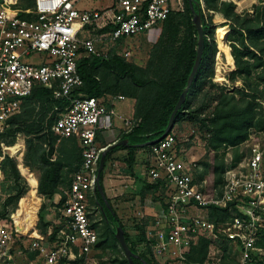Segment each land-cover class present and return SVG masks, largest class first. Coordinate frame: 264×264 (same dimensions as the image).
I'll use <instances>...</instances> for the list:
<instances>
[{
    "label": "trees",
    "instance_id": "1",
    "mask_svg": "<svg viewBox=\"0 0 264 264\" xmlns=\"http://www.w3.org/2000/svg\"><path fill=\"white\" fill-rule=\"evenodd\" d=\"M192 2L194 12L200 14L202 20L203 53L185 100L174 117L172 129L184 119L197 127L205 142L206 152L210 156L208 160L200 162L203 171L197 176L196 182L201 183L204 177L210 174L205 189L211 191L223 185L226 169L235 167L242 160L243 156L238 154L237 149L246 143L252 134L257 135L256 139L261 142L264 150V109L261 103L264 101V6H256L251 19L240 16L233 2L222 0H192ZM183 7L181 12L172 11L159 25L160 34L151 47L144 66L128 63L122 55L112 51L106 57L82 55L77 62L82 86L73 91L72 97L100 99L105 95L113 97L121 95L134 104L133 118L137 124L129 133L120 135V141L127 140L128 144L115 146L105 156L104 167L99 176V184L104 195L105 169L112 154L118 150L127 151L125 164L134 177L132 170L136 152L142 149L150 154L148 143L163 135L173 109L186 88L196 57L198 39L187 0H183ZM202 7L209 13L220 14L226 20V23L219 26L225 31L221 39L215 40L217 26L213 24L211 17L208 18L202 13ZM19 14L20 17H27L25 9L20 8ZM226 26L229 28L227 39L230 43V56L235 66L227 79L230 82L238 80L242 84L240 88H233L230 92L226 87L212 82L213 71L215 81H224V78L219 76L221 75L219 65L222 71H225L221 59L217 61L220 54L216 58L215 67L214 59L217 49L229 58L225 53L228 33ZM20 105L19 113L11 116L7 120V127L0 132V144L8 146L5 147L8 149H17L21 145L14 144L16 137L18 135L24 137L26 151L23 170L29 173L26 167L36 168L40 172L38 194L46 199L58 194L60 196L58 208H61L65 196L60 186L66 184V189L69 188L71 176L81 163V150L77 140L70 138L58 142V137L51 131L54 120L69 105V101L64 98H54L52 89L36 85L29 96L20 99ZM103 139L98 131L96 143L97 145L101 143L99 147L107 145ZM44 144L48 149L43 147ZM228 149L235 150L229 166L224 162V156L220 158V154H224ZM55 152L57 155L51 160ZM17 165L16 160L8 155L0 158V177L10 180L15 185L11 190L14 195L9 196L5 205L22 197L26 191L24 185L18 184L22 178L21 170L19 169V174ZM139 179L135 178L136 181H140ZM140 182L141 199L146 193H156L159 189L166 190V182L162 179L152 184L145 180ZM29 192L34 193V200L30 203L37 207L40 200L36 190L29 186ZM105 198L107 204L95 190L94 204L98 208L99 215L103 217L105 226L94 247L101 248L110 239L118 247L115 230L121 227L131 252L147 264H156L151 251L153 241L146 236V224L136 226L138 235L135 241L127 234L111 200L106 195ZM160 201L162 206H165V202ZM236 203H231L224 209L208 207L207 220L218 225L228 222L233 216L240 215ZM35 221L36 216L29 206L16 223L18 233L28 234ZM38 223L36 230L42 236H46L47 225H43L42 218L39 217ZM56 230L55 226L52 235L49 236L50 241L55 239ZM137 243L144 245L142 251L137 250ZM213 244L221 245L222 257L226 258L232 246L226 239L221 237L220 240L212 242L209 237L202 236L191 247L184 261L186 264H205L208 260L209 247ZM255 246L264 248V228L258 230ZM253 259L255 260V256ZM111 263L128 264L123 254ZM133 264L143 263L139 259H133ZM254 264H264V262L256 258Z\"/></svg>",
    "mask_w": 264,
    "mask_h": 264
},
{
    "label": "built area",
    "instance_id": "2",
    "mask_svg": "<svg viewBox=\"0 0 264 264\" xmlns=\"http://www.w3.org/2000/svg\"><path fill=\"white\" fill-rule=\"evenodd\" d=\"M26 1L31 2L30 9L22 5ZM20 8L25 9L27 17H20ZM172 11V0H112L104 9L92 11L77 10L74 0H0V132L7 127L8 119L19 113L20 99L40 85L52 89L54 98L69 101L51 131L58 142L75 138L81 150L80 166L72 174L69 188L63 191L65 201L58 209L57 230L55 239L48 243L51 248L45 254L46 264H84L97 243L89 218L90 213L99 214L94 204L99 160L108 145L119 142L115 137L104 147L97 145V132L105 139V132L111 131L114 112L104 108L99 99L72 97L73 91L82 86L77 62L82 55L106 57L108 53H100L97 43L118 47L123 40L155 29ZM95 33L96 39L92 35ZM34 55L44 58L36 64L30 61ZM129 55L124 51L122 56ZM112 99L125 98L118 95ZM136 124L133 117L126 118L122 133H129ZM254 139L249 157L228 167L223 185L211 191L205 189L206 180L195 181V165H186L181 159L173 129L163 139L148 143V176L152 181L164 180L170 190L153 230L147 233L153 241L154 257L175 248L181 253L179 259H185L200 237H209L212 242L223 237L238 250L236 260L230 264H254L257 232L264 228V150ZM43 147L48 149L46 144ZM234 202L240 215L223 224L216 225L192 213L210 206L224 209ZM13 233L0 224L2 260L12 257L8 250L17 236ZM52 233L48 231L49 236ZM39 250L45 251L43 247Z\"/></svg>",
    "mask_w": 264,
    "mask_h": 264
},
{
    "label": "rangeland",
    "instance_id": "3",
    "mask_svg": "<svg viewBox=\"0 0 264 264\" xmlns=\"http://www.w3.org/2000/svg\"><path fill=\"white\" fill-rule=\"evenodd\" d=\"M74 1H75V8L79 11L102 10L112 3V0H74ZM222 1H228V0H222ZM229 2H233V1H229ZM233 3L236 5V12L240 16L248 17L251 19L253 18L254 15V11H253L254 8L256 6H264V0H235ZM22 5H25L26 9L31 8L30 1H26ZM172 7L174 12L183 11L184 8L183 0H172ZM202 13L208 18L211 17L213 24L217 26L215 31V40H217V38L221 39L225 35V31L224 29H221L219 26L221 24L226 23V20L220 14L207 12L205 9H203V7H202ZM226 28L228 29V33L226 35L225 53L228 55L229 58H226L225 54L221 53L217 49V53L214 59V67H215L216 58L220 54V57H218L217 61H219V58L221 59L225 71L223 72L221 66L219 65L220 74H221L219 76L222 79L224 78V81L223 82L215 81L214 71H213L212 82L216 85L226 87V90L230 92L232 91L233 88H240L242 84L238 80H236L235 82H230L227 79V76L230 74V72H232L235 69V66L232 57L230 56L231 55L230 43L227 39L229 34V28L228 26H226ZM160 29L161 26L152 29L146 34L137 35L134 38L123 40L120 43H118V47L117 46L110 47V45L107 44L97 43L96 48L100 53H110L112 51L120 55H123L124 51H128L130 55L127 58H124L126 62L133 63L139 66H144L148 59L151 47L158 39V36L160 34ZM92 35L94 37L96 33ZM94 38L96 39V37ZM43 58L44 55H34V57L30 61L37 64L40 63ZM112 98L113 96L105 95L101 97L99 101L102 104V106H104V108L110 109L116 104ZM126 102H127L126 99H124V103L116 104V107L120 109L123 113H126L128 110L127 108L128 102L127 103ZM261 103L264 109V101H262ZM173 131L176 138V149L181 159L185 162L186 165L187 164L195 165L193 166L192 173L196 181L197 176L203 171V166L200 164V162L208 160L210 156L206 152L205 142L204 140H202L200 132L198 131L197 127L191 124L190 122H188L187 119H184L178 125L173 127ZM107 133L109 132H105L106 135ZM256 136L257 135L252 134L251 141L244 143L240 147H238L237 152L238 154L243 156L241 158L242 160L249 157L250 151L253 148V143L255 142L254 138H256ZM103 140L109 143L113 139L112 137H108L106 140L105 139ZM15 143H19L21 147H18L17 149H13V148L8 149L5 148L8 146L4 144H0V158H3V156L8 155L10 158L16 160V163L18 164L17 168L18 171L19 169L21 170V174L20 171L19 174L22 178V181H19L18 184L19 186L24 185L26 187V191L22 195V197L18 198L17 200L11 201L8 205H5L6 200H8L9 196L12 197L14 195V193H11L12 192L11 190L14 188L15 185L10 180L8 181L7 179L0 177V224L6 225L7 230H13L14 232L13 234L17 235L14 236V241L9 246L10 249L8 251L11 253L12 256L11 259H4L5 261L0 259V264H46L45 254L48 251H50L51 248L50 246H48V243L50 241L48 231L49 230L53 231V229L56 226L55 221L60 216V212L58 210L60 196L59 197L56 196L55 199H53L54 201L51 198L46 199L40 196L38 194V189H37L38 179L40 178V172L36 168L29 169L28 167H26L37 180L36 195L40 200L37 207L33 206L30 203L34 200V195H33L34 193L29 192V185L26 177L27 173L23 170V168H25L24 155L26 151L24 137L22 135H18L16 137L14 144ZM100 145L101 143H98V146ZM45 151L47 152V150ZM139 151H140L139 154L140 159L138 161H140L142 165H146L147 164L146 158L145 157L143 158V155L144 156L146 154L149 155V152L147 150H142V149ZM234 152L235 150L228 149L224 154H220V158L224 156V162L229 166L232 161V156ZM56 155L57 153L55 152L54 155L51 157V160L54 159ZM125 158L126 155L116 157L115 159H110L108 161L104 175L105 181L107 179V183L105 184H108V181L112 179V177H116V176L123 177V175H125L127 170V164H125ZM115 160L118 161L117 164ZM209 177L210 174H207L203 180L208 181ZM119 185L121 187H125L128 185V183H126V181H123L119 183ZM66 188H67L66 184L60 186L61 190H66ZM111 188H114V186L108 185L107 187L108 191ZM169 193L170 190H168L167 188L166 190L162 191L163 198H161V200H163V202L166 203ZM105 195L107 197L106 192ZM119 196L120 195H118V198ZM158 198L159 197H157V199ZM115 199L118 200L117 198ZM151 201L155 203L156 200L151 199ZM137 202H138L137 205H133V207H129V211L127 213H122L121 211L123 210L121 208L119 209V207L117 208L119 209L118 210L119 215L117 214L118 218L120 219L121 223L124 225L127 234L134 240L138 235L137 232L138 230L136 229V226H140V224L145 223L146 232H148L149 230L152 231L154 226L153 223L157 215V213L156 215H153V213L150 214L147 213L141 217L140 211L145 212L144 210L145 205L138 199ZM29 206L31 207L33 213L36 216V221L34 223L33 228L29 231L28 234H20L17 231L16 223L18 222V219L20 218V215L23 213V211ZM161 207H159V209ZM192 213L194 215H201L206 217V211L203 210H195L192 211ZM38 217L42 218V224L43 225L46 224L48 227L46 236H42V234L38 230H36V225L39 224ZM89 219H90L91 228L94 230L98 238L105 226L104 219L101 215L94 212L90 213ZM261 220H262V224H264V209L262 211ZM35 243L38 244V246H36ZM220 246L221 245L213 244L209 247L208 260L205 264H221V263L230 264L236 260V256H238V250L235 249L234 246H231V248L229 249V254H227L226 258L222 257ZM42 247L45 250L44 252L39 250ZM136 248L138 251H142L144 249V245L142 243H137ZM180 254L181 253L179 250L175 248H171L168 252H166L162 256L159 257H154L153 255L152 256L154 257L156 264H186L184 259H179ZM120 256H122V252L118 249L117 246L114 245L112 239H110L101 248L93 247L89 255L86 257L84 264H112L111 262L114 259L119 258ZM254 256H255V260L257 258L258 261L264 262V248H258L257 246H255ZM58 264H63V263L59 262Z\"/></svg>",
    "mask_w": 264,
    "mask_h": 264
},
{
    "label": "crops",
    "instance_id": "4",
    "mask_svg": "<svg viewBox=\"0 0 264 264\" xmlns=\"http://www.w3.org/2000/svg\"><path fill=\"white\" fill-rule=\"evenodd\" d=\"M126 101L128 102V107H127L128 110L126 113H123L120 109H118L116 107V104L124 103V101H114L116 104L113 103L115 105L114 106L111 105L113 107L108 109V110H112L114 112V115L112 116V120H111L112 121V129L109 133H107V135L105 134V139H107L108 137H112V139L115 140V137H116V139L120 141V135L119 136H116V135L122 133V130L124 128V120L126 118L133 117V113H134V104L128 99H126ZM141 152H143V151H141ZM126 153H127L126 150H118L117 152L112 154L111 159H115L116 157L124 156V155H126ZM139 154H140V151L138 150L135 154V163L133 165V170H132L133 175L135 178L136 177L140 178L139 179L140 181L145 180V182L152 184L155 181H152L148 176V169L150 168V165H151L150 154L149 155L146 154L145 156L143 155V158L144 157L146 158V162H147L146 165H142L141 162L138 161L140 159ZM148 157H149V159H148ZM115 162H116V164L118 163L117 160H115ZM26 177H27L28 185L30 186V188L33 190H36L37 180L33 176V174H31L29 172V173H27ZM134 177L132 176V174L130 173V171L127 168L126 173H125V175H123V177L122 176L112 177V179H110L108 181V184H105V183H107V179L105 181V178H104V181H103L104 190L107 194L108 199H111V203H112L114 210L116 211V214L119 215L118 210L120 208L123 210V211H121L122 213H127L129 211V207H133V205L138 204V202H137V199H138L142 203H144V205H145L144 206L145 212L140 211L141 217L147 213L148 214L153 213V215H156V213H158V211H159V207H161V205H162V203L160 202L161 198H163L162 197L163 196L162 190L159 189L156 193H146L145 197H143V199H141L140 194L142 191L141 190L142 184L140 181H136ZM123 181H126V183H128V185L125 187H121L119 185V183H121ZM108 185L114 186V188H111L108 191V189H107ZM118 195H120L119 198H118ZM56 196L59 197V195L56 194V195H53V197L51 199L52 200L55 199ZM147 196H149V197H147ZM157 197H159V198L157 199ZM115 198H117L118 200H116ZM151 199H155L156 200L155 203H153L151 201ZM119 204H121V205H119ZM118 207H119V209H117ZM148 232H146V233H148Z\"/></svg>",
    "mask_w": 264,
    "mask_h": 264
},
{
    "label": "water",
    "instance_id": "5",
    "mask_svg": "<svg viewBox=\"0 0 264 264\" xmlns=\"http://www.w3.org/2000/svg\"><path fill=\"white\" fill-rule=\"evenodd\" d=\"M188 2V7L189 9L191 10L192 12V21L194 23V26L196 27V31H197V51H196V57H195V61H194V64H193V67H192V70L190 72V75L187 79V84H186V88L184 89V91L182 92L181 96L179 97V100L177 101L174 109H173V112L170 116V119H169V122H168V125L163 133V135L158 139H163L167 133L169 131L172 130V126H173V120H174V117L177 113V111L179 110V108L181 107V105L183 104L184 100H185V97H186V94L188 92V89L198 71V68H199V65H200V62H201V58H202V53H203V46H204V36H203V29H202V20H201V16L200 14L198 13H195L194 10H193V2L192 0H187ZM157 140V141H158ZM128 141L127 140H121L119 142H116V143H113V144H110L108 145L101 153V156H100V160H99V166H98V171H97V177H96V190L100 193L102 199L104 200V202L107 204L106 202V198H105V195L103 193V190L99 184V176H100V173L104 167V161H105V156L108 152H110L115 146H118V145H127ZM153 142L149 143V144H152ZM115 239H116V242L118 244V247L119 249L122 251V254L124 256V258L126 259V261L128 262V264H133V259H139L142 261L143 264H147L145 261H143L138 255H135L131 252V250L129 249V246L125 240V236H124V231L121 227H117L116 230H115Z\"/></svg>",
    "mask_w": 264,
    "mask_h": 264
}]
</instances>
